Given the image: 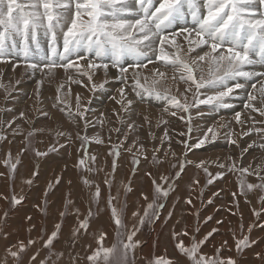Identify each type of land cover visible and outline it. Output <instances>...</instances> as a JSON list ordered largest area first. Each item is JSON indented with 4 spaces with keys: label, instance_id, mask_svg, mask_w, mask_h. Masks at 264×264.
<instances>
[{
    "label": "snow or ice",
    "instance_id": "6c2138e0",
    "mask_svg": "<svg viewBox=\"0 0 264 264\" xmlns=\"http://www.w3.org/2000/svg\"><path fill=\"white\" fill-rule=\"evenodd\" d=\"M189 23L192 25L191 28L186 26ZM177 27H179V31H174ZM181 33H186L183 37V40L187 42L186 45L183 42L176 43L175 38ZM44 39L48 40L46 47L43 44ZM198 48H202L204 51L192 56L191 54L196 52ZM15 57H23L25 61H29L26 64V70L33 74L41 72L42 76L47 79H55L56 72L54 69L56 68H62L66 73L68 69H75L72 75L67 76L65 83L79 84L92 92L97 89L103 90L104 85L108 83L107 79L99 84L93 82L96 70H103L107 76L111 66V68L119 70L117 78L128 86L137 97L143 99V97L148 96L165 100L176 109V111L171 112L172 116H176L177 111L186 113L188 114L187 117L181 115L178 119L181 121L187 119L188 122L191 121L189 113L191 108H199L200 105L210 106L213 110L232 107L229 100L233 97L234 90H244L247 87L246 83L240 82V78H243L244 81L256 80L259 83V88H257L256 83H253L251 87L259 95L249 92L247 95L249 103L245 107L264 117V71L257 70L258 67L264 69V0H0V62H7L9 58ZM79 60H84L86 63L83 65L76 63ZM156 62L162 63L152 70L153 78L151 80L148 75L133 71L131 74L132 82L128 85L129 76L127 73L129 68L143 69L147 68L148 63L155 64ZM205 62L210 69V78H205L202 73ZM126 63L127 66H125ZM162 68L170 70L172 75L169 76L166 71L161 70ZM82 77L87 79V84L81 79ZM166 79L174 82L176 91L180 93L179 96L169 95V88L166 83L163 88L157 87L162 80ZM180 82L188 85L183 92H180L178 87ZM38 83L43 85L44 79ZM65 83H61L56 88L52 107L59 108L61 112H66L70 123L77 129L75 139L80 141V150H83L84 155L79 158L74 167L89 174L81 177L82 183L89 188L94 185L95 191L91 194L90 201L86 205V215L83 216V219L80 218L81 210L76 207L75 201L71 198V191L65 194L62 210L59 212L60 222L54 224L51 235L44 240V247L46 248H50L53 240L58 237L63 218L66 215H73L78 221V227L72 233L75 236L80 229H84L86 232L90 219L100 211L101 189L99 184L91 180L89 176L93 172L99 173L102 169L93 167L97 157L89 155L85 145L92 142L104 144V140L99 134L87 135V128L91 126V121L86 118L88 109L86 105L81 104L79 93L75 95V106L73 107L70 99L72 89L70 85L65 88ZM2 86L0 85V87ZM193 87L195 91H193ZM202 89H207L209 94L202 92ZM118 92L120 99L116 100V97H112V99L121 105L122 111H127L133 101L127 98L124 87L118 89ZM190 92L193 98L191 104L188 103L187 95ZM201 96L204 98L201 99ZM37 97L39 98V87ZM257 103L260 105L259 107L256 106ZM113 114L119 119L120 113L116 109H113ZM43 115L47 116L48 113L45 112ZM240 116L239 112L235 114L237 123H243ZM19 118L30 123L24 112H20ZM145 119L147 120V117ZM261 122L264 123V121ZM13 123L15 120L7 122V126L10 128ZM99 123L103 124L104 121L101 120ZM163 123L167 124L168 121L165 120ZM229 124L230 122L219 126L220 128H227V131L223 133L219 132L215 126L206 128L202 137H197L194 144H189L187 140L180 141L179 143L184 145L185 159L183 162L177 160L172 164L173 168L178 169L174 177L163 173L153 177L151 172L146 173L151 178L152 183L151 200H149L148 194L141 193V197L147 203L144 206L143 214L139 210L131 213V218L135 222L130 228L125 224L123 218L127 203L125 202L118 208L116 204L120 203L119 191L115 196L112 194L116 170V159H114L113 170L105 176L103 182L108 187L107 206L110 209L113 222L117 226L116 241L110 247H105L104 241L107 233H101L97 239L98 246L92 255L88 256V260L92 261L93 264H135L137 259L135 250L140 241L134 240V237L146 222L152 223L159 219V211L164 207V204L158 203V201L167 199L172 192L177 190L174 181L181 177L187 165L194 164L195 167L202 169L208 177V184H212L215 178H222L225 174L234 171H238L242 175L245 173L255 175L260 181L258 184L249 183L246 179L239 180V194L245 196L246 202H250L247 201L246 192L256 188L264 190V175H261L257 169L249 172L248 167L237 168L236 161L231 156L227 158L230 163L219 159L211 162L207 160L194 162L187 159L188 151L199 149L206 143L215 141L218 135L230 137L233 130ZM129 127L132 128L134 125ZM44 131L43 128H32L28 131L27 144L22 152L27 151V147L30 146L28 138ZM48 131L54 134L57 141L49 145L47 151L42 152L39 149H34L38 157L47 156L48 152L57 151L56 144L65 147L66 145L60 143L59 138H63L68 143L73 142L71 131H61L59 128ZM111 131L118 132L119 129H111ZM255 131L264 133V128L255 129ZM191 132L192 129L189 128L188 133L182 132L180 135H189ZM17 134L22 133H17L14 130L13 135ZM6 138L4 134L0 133V141ZM165 138L169 140L170 150L171 138L168 137L167 131H165ZM189 138H191L190 135ZM125 140H127V136ZM231 142L236 144V140ZM259 146L264 148V144ZM134 148L139 151L144 148V145L140 144L137 148L136 142L133 141L131 146L124 147L121 143L115 146L109 154L118 159L122 150L131 153ZM153 151L156 152L158 149H153ZM170 154L172 157H176L175 152ZM141 155L145 160L148 159L144 152H141ZM163 155L167 157L169 152H165ZM156 159L153 156V161ZM139 162L140 157L134 155L133 163L138 165ZM21 163L20 154L13 158L11 152L7 153L3 160H0V164L7 169L9 179L15 178L17 166ZM210 163L215 164L218 169L223 171L211 173L208 167ZM3 175L5 173H0V176ZM38 175V172H33V177ZM61 181L62 176L60 175H57L54 180L48 181L41 204L35 205L45 215L48 214L49 200L47 197L49 190L54 192ZM24 183L31 185L33 179L29 178ZM67 183L71 185L72 181L69 180ZM199 184L198 179L191 181L192 186ZM122 186L125 195L132 190L128 185L122 184ZM192 190L195 191V187ZM214 195H219V193ZM236 195L237 193H232L233 197ZM0 199L8 198L0 194ZM24 199L23 195L17 198L13 192L11 202L15 206ZM114 201L116 204L113 203ZM260 201L261 210L253 209V214L257 217L260 216L261 212H264V196L260 197ZM185 203L192 205V199L189 197ZM207 203L212 204V199H209ZM93 205L97 207L95 213L93 212ZM7 215L5 212L4 217L6 218ZM171 216L172 213L170 212L168 218L171 219ZM26 219L31 220L32 217L28 216ZM212 219L213 217L208 215L205 218V223ZM216 223L222 224L223 221L217 220ZM255 226H248L249 234ZM260 227H264V225H260ZM33 228L35 225L28 229L29 232ZM239 230V238H237L235 231L232 232L238 252L255 243V241L249 240V235L244 234L243 223H240ZM217 231H219L218 228H213L203 239H197L196 235H190L186 228L173 229L171 240L176 250L182 256L187 257L189 264H237L236 260L231 257H220L218 254L221 249L219 248L216 256H207L201 251L202 245ZM195 232H199V227L195 229ZM37 239H43V237ZM186 239L187 243L185 242ZM35 243H37L36 239L30 238L27 244L21 240L18 241L17 245L12 246L17 248L16 251H12V247L6 251L15 259L16 264H20L21 253H24L30 245ZM224 244L226 245L227 241H224ZM118 249L120 254L113 260V255ZM38 255L39 251L31 256V261H35ZM259 255L257 253L258 257ZM101 257L103 258L102 261ZM4 264H7V258H5ZM41 264H45V262L41 261ZM147 264H174V261L161 255L148 260ZM175 264H180V262H175Z\"/></svg>",
    "mask_w": 264,
    "mask_h": 264
},
{
    "label": "rangeland",
    "instance_id": "374dc122",
    "mask_svg": "<svg viewBox=\"0 0 264 264\" xmlns=\"http://www.w3.org/2000/svg\"><path fill=\"white\" fill-rule=\"evenodd\" d=\"M186 26L192 27L190 23ZM174 31H179V27L174 29ZM184 35L186 33L176 36L177 44L182 43L181 40ZM47 43L48 40L44 39L43 44L45 47ZM186 43L185 41L184 44L186 45ZM203 51L204 49L198 48L191 55L195 56ZM97 62L99 63V61ZM4 63L10 64L6 70L8 71L11 68L12 71L10 70L7 77H0V85L4 84L0 87V133L7 137L5 140L0 141V160H3L7 153L11 152L13 158L20 154L22 163L17 166L14 179H9L7 169L0 164V173H5V175L0 176V194L8 198L0 199V264H4L5 258H7V264H16L15 259L6 250L13 245H17L18 241L21 240L27 244L30 238L36 239L37 243L30 245L24 253H21L20 264H41V261H44L45 264H93L92 261L88 260V256L92 255L97 248V239L100 234L107 233L104 241L105 247H110L116 241L117 226L114 224L110 209L107 206L108 187L103 182L105 176L113 170V160L116 159V170L112 194L115 196L119 191L120 201L119 204H116V201L113 203L118 208L125 202L127 203L123 218L125 224L130 228L132 223L135 222L131 218V213L139 210L143 214L144 206L147 203L141 197V193L148 194L149 200H151L152 183L151 178L146 173L151 172L153 177H157L162 173L174 177L178 169L173 168L172 164L177 160L183 162L185 159L184 145L179 142L187 140L189 144H194L197 137H202L206 128L211 126L217 128L221 122H230L229 127L231 126L233 130L231 136L218 135L215 141L206 143L199 149L188 151L187 159L194 162L199 160L211 162L219 159L230 163L227 158L231 156L236 161L237 168L248 167L249 172L257 169L261 175H264V148L259 146L264 144V133L255 131V129L264 128V123L260 122L258 117L247 115V113L251 115L253 111L245 107L249 103L247 99L248 93L254 92L251 89V85L256 83L257 87H259V83L256 80L244 81L243 78H240V82L246 83L247 87L244 90H234V95L229 100L232 107L213 110L210 106L200 105L199 108H191L189 110L191 121L188 122L187 119L185 121L178 119L181 115L187 117L188 114L186 113L177 111V115L172 116L171 112L176 111V109L167 101L148 96L141 99L135 93H132L130 88L124 83L118 84L113 90L110 89L112 92L109 96L107 95L104 101L102 100L98 105L93 104V106L92 102H87L86 97H84L87 95L86 91H88V88L75 83H65L67 76L72 75L75 69H68L66 73L64 69L56 68L54 69L56 72L55 79H47L42 76L41 72L33 74L31 71L26 70V64L29 61H25L23 57L9 58ZM76 63L83 65L86 61L79 60ZM144 63H147V61H144ZM160 63L162 62L148 63L147 68L139 70L150 71L151 66H157ZM206 64L207 62L204 64L202 73L205 78H210V69ZM132 69L129 68L128 71ZM161 70L172 75L170 70L163 68ZM257 70L264 71V69L259 67ZM2 71L1 68L0 72L2 73ZM117 71L119 70L117 69ZM95 75L103 77L102 81L105 79L104 75H99L98 73ZM41 79H44L43 85L38 83ZM83 80H85V84L88 83L86 78ZM107 80L109 83L110 79ZM130 81L131 77L129 76L128 85L131 84L132 81ZM61 83H65V88L69 85L71 87L72 95L70 99L73 107L75 106L76 93H79L80 96L82 95L81 104L86 105L88 109L86 118L91 121V126L87 128V135L95 136L99 134L104 140V144L92 142L85 145L87 153L97 157L93 167L102 169L99 173L93 172L89 176L91 180L99 184L101 189L100 211L90 219L87 231L80 229L75 236L72 233L78 227V221L73 215H66L63 218L58 237L53 240L50 248H46L44 247V240L51 235L54 230V224L60 222L59 212L62 210L65 194L71 191V198L75 201L76 207L81 210L82 215L80 218L83 219V216L86 215V205L90 201L91 194L95 191L94 185L89 188L82 183L81 177L89 174L82 169L74 167L79 158L84 155L83 150H80V141L75 139L77 129L70 123L66 112H61L59 108L52 107L56 88ZM94 83L99 84V82ZM108 83L104 85L103 90L97 89L98 92L107 91ZM170 85L171 88L168 94L175 95L176 85L174 82L170 83ZM38 87L39 98L37 97ZM121 87H124L125 91L128 90L127 98L133 101L127 111H118L121 106L120 104H118L119 106L114 105L117 103L112 99V97H115L116 91ZM185 87H188V85L180 82V92H183ZM96 91L95 94H98ZM193 91H195L194 87ZM201 91L209 94L207 89H202ZM177 94L176 96L180 95V93ZM187 95L188 103H193L192 93H187ZM62 98H64L63 95ZM180 98L182 99V97ZM200 98L203 99L204 96ZM242 99L244 100L242 101ZM134 105L154 111L148 127L144 128L142 125V114L137 110L133 111ZM256 106L259 107L260 105L257 103ZM101 107L107 109L101 110ZM113 109H116L119 113L121 112L119 119L113 114ZM20 112L25 113V117L30 123H26L19 118ZM45 112L48 113L47 116L43 115ZM237 112L249 119V123H244L243 130L239 134L235 128V114ZM13 120H15V123L9 128L7 122ZM101 120L104 121L103 124L99 123ZM165 120L168 121L167 124L163 123ZM260 120L264 121V117L260 118ZM18 125L19 127H17ZM130 125H134V127L130 128ZM32 128H43L45 131L36 133L28 138L30 146L27 147V151L22 152V149L27 144V133ZM57 128L61 131H71L73 133V142L68 143L63 138H59L60 143L65 144V147H60L59 144H56L57 151L48 152L47 156H36L34 149H39L42 152L47 151L49 145L56 143L57 138L48 130L54 131ZM189 128L192 129L189 134L191 138H189V135H180L182 132L188 133ZM111 129H119V131H111ZM14 130L22 134L14 136ZM165 131H167L168 137L171 138L170 150L169 140L165 138ZM218 131L223 133L227 131V128H224V130L218 129ZM244 133L247 134L245 135ZM126 136L127 140H125ZM232 140H236V144H233ZM40 141L43 142L41 143ZM133 141L136 142L137 148L140 144H143L144 148L139 151L134 148L131 153L122 150L118 159L114 155L109 154L115 146L122 143L124 147H128L131 146ZM153 149H158V151L154 152ZM141 152L147 155V160L144 159ZM165 152H169L167 157L163 155ZM171 152H175L176 157H172ZM134 155L140 157L138 165L133 163ZM153 156L157 158L156 161H153ZM208 167L213 174L217 171H223L218 169L215 164L210 163ZM33 172H38L39 175L33 177ZM57 175L62 176V181L60 185L56 186L54 192L49 190L47 197L49 200L48 214L45 215L35 205L41 204L48 181L54 180ZM29 178L33 179L31 185L24 183ZM193 179H198L200 184L192 186L191 181ZM207 179L208 177L203 170L195 167L194 164L185 167L181 177L174 181L177 190L172 192L167 199L158 201V203L164 204V207L159 211V219L152 223L146 222L134 237V240L140 241L135 250L137 257L135 264H147L148 260L161 255L172 259L174 264L175 262L189 264L187 257L182 256L176 250L171 240V231L173 229L181 230L182 228H186L190 235H196L197 239H203L213 228L219 229L201 247V251L207 256H216L219 248L221 249L218 254L220 257H231L236 260L237 264H264V227H260V225H264V212H261L259 217L253 214V209L256 211L261 210L260 197L264 196V190L256 188L246 192L247 201L250 202H246L245 196L239 194L240 179H246L249 183L258 184L260 183L258 178L255 175L249 176L247 173L242 175L240 172L234 171L225 174L222 178H215L212 184H208ZM69 180L72 181L71 185L67 183ZM122 184L130 186L132 189L126 195ZM193 187H195V191L192 190ZM13 192H15L17 198L21 195L25 197L20 204L15 206L11 202ZM233 192L237 193L235 197L232 196ZM215 193H219V195H214ZM189 197L192 199V205L185 203ZM209 199H212V204L207 203ZM96 211L97 207L93 205V212L95 213ZM5 212L8 214L6 218L4 217ZM170 212L172 213L171 219L168 218ZM208 215H211L213 219L205 223V218ZM241 215L243 217L242 221ZM28 216H31L32 219H26ZM217 220H222L223 223L217 224ZM240 223L244 225V234L249 235V240L255 241V243L238 252L232 232L235 231L237 238L240 237ZM32 225H35V228L29 232L28 229ZM249 225H256L252 228L250 234L247 231ZM197 227H199L198 233L195 232ZM41 236L43 239H37ZM224 241H227L226 245ZM185 242L187 243V239ZM16 250L17 248L12 247V251ZM37 251H39V255L35 261H31V256ZM60 253H63V255H60ZM257 253L260 254L259 257ZM119 254L120 251L118 249L113 255V260ZM102 259L101 257V261Z\"/></svg>",
    "mask_w": 264,
    "mask_h": 264
},
{
    "label": "bare ground",
    "instance_id": "6f19581e",
    "mask_svg": "<svg viewBox=\"0 0 264 264\" xmlns=\"http://www.w3.org/2000/svg\"><path fill=\"white\" fill-rule=\"evenodd\" d=\"M127 64V63H126ZM10 66V64H5L4 62L3 63H1L0 64V70H1V68H2V73L0 72V77H7V74L10 72V70L12 71V69L11 68H9V70L7 71L6 69L8 68ZM12 67V66H11ZM21 71V70H20ZM133 71H137V72H139L138 71V69H132V70H130V71H128V73H127V75L128 76H130L131 77V74L133 73ZM5 73V74H4ZM96 73H98L99 75H104V77H105V79H110L109 80V83L107 84V87H106V89H107V91H104V92H102V93H99L98 92V90L96 91V93H98V94H95V92H92V91H90L89 89H88V91H86V96H84V97H86V101L87 102H92L91 104L93 105H98L99 103H101L102 102V100L104 101L105 100V98H107V95L109 96V94L112 92V90L113 89H115L116 87H117V85L119 84L120 85V83L122 84V81L120 80V79H117V78H115V75L117 74V73H119V71H117V69H113V68H109V70H108V72H107V76H105V73H104V71L103 70H96ZM14 75V74H13ZM102 78L103 77H100V76H98V75H94V77H93V82H102ZM84 79V78H83ZM104 79V80H105ZM85 81V80H84ZM12 82V81H11ZM131 82V81H130ZM13 83V82H12ZM59 83V82H58ZM4 85V84H3ZM7 87V86H6ZM158 87V86H157ZM77 88V87H76ZM159 88V87H158ZM257 88H259V87H257ZM79 89V88H78ZM110 89H112V90H110ZM252 89V88H251ZM80 90V89H79ZM83 90V89H82ZM236 90V89H235ZM81 91V90H80ZM83 92V91H82ZM118 90L116 91V95H115V97H116V100H118V99H120V93L118 92ZM176 92V93H175ZM175 92H173V93H175V95L178 93L177 91H175ZM84 93V92H83ZM254 94H257V95H259V93H256L255 92V90H254V92H253ZM125 94L128 96V90H126L125 91ZM178 95V94H177ZM82 96V95H81ZM102 96V97H101ZM74 97V96H73ZM101 98V99H100ZM103 98V99H102ZM84 100V99H83ZM101 100V101H100ZM244 99H242V101H243ZM158 101V100H157ZM89 102V103H90ZM152 102H153V100H152ZM164 103V102H163ZM84 104H86V102H84ZM90 104V105H91ZM113 104H114V102H113ZM93 105V106H94ZM114 105H116V106H119L118 104H114ZM155 105H156V103H155ZM121 106V105H120ZM167 106V105H166ZM112 108V107H111ZM117 108V107H116ZM101 110H105V109H107V108H105V107H101L100 108ZM109 109V108H108ZM223 109V108H222ZM221 109V110H222ZM138 111L139 113H141L142 114V116L143 117H141L142 119H143V123H142V125L144 126V128H146V127H148V124H150V121H151V119H152V117H153V113H154V111L153 110H151V109H148V108H144V107H142V106H139V105H134V108H133V111ZM233 110V109H232ZM110 111H111V109H110ZM118 111H121V107L119 108V110ZM168 111V110H167ZM100 112V111H99ZM251 112V111H250ZM121 113V112H120ZM168 115V114H167ZM242 115V114H241ZM247 115H249V116H254V117H258V115L255 113V112H252V114L250 115V114H248L247 113ZM243 116V118H244V120L242 121L243 123H238V124H236V132L239 134V133H241V131L243 130V127H244V121H246V120H248L249 121V119L247 118V117H245L244 115H242ZM145 117H147V120L145 119ZM174 119V118H173ZM172 119V120H173ZM222 119V118H221ZM258 119H259V117H258ZM223 120V119H222ZM149 121V123H147ZM224 121V120H223ZM260 121V120H259ZM220 122V121H219ZM225 122H221L218 126H220L221 124H224ZM230 128H231V126H230ZM219 129H221V130H224V128H220L219 127ZM237 134V135H238ZM93 146V145H92ZM104 146V145H103ZM92 148V147H91ZM104 148V147H103ZM233 149V148H232ZM231 149V150H232ZM250 176V175H249ZM257 178V177H256ZM250 181V180H249Z\"/></svg>",
    "mask_w": 264,
    "mask_h": 264
},
{
    "label": "crops",
    "instance_id": "0c3cea01",
    "mask_svg": "<svg viewBox=\"0 0 264 264\" xmlns=\"http://www.w3.org/2000/svg\"><path fill=\"white\" fill-rule=\"evenodd\" d=\"M181 42H184V43H185V41L183 40V38H182ZM176 43H177V42H176ZM206 66H208V64H206ZM154 67H156V66H155V65L151 66V67H150V71H149V70H139V69H138V71L141 72V73H143L144 75H148V76H149V79L151 80V79L153 78V77H152V70L154 69ZM118 75H119V73H117V74L115 75V78H117ZM168 75L171 76L169 73H168ZM117 79H118V78H117ZM167 81H168V82H167ZM167 81H166V80H162V81H161V84L158 85V87H159V88H163V86H164L165 83H166L167 86H168V88L170 89V88H171L170 83H172L173 81H172V80L170 81V79H167ZM169 81H170V83H169ZM178 87L180 88V83H179ZM255 113L258 115L259 120H260V118H262V117L259 115L258 112H255ZM240 119H241V121H243V120H244L243 116H240ZM246 122L249 123L248 120L244 121V123H246ZM260 122H261V120H260ZM236 124H238V123L236 122ZM217 128L219 129V126H217ZM212 157H213V156H212Z\"/></svg>",
    "mask_w": 264,
    "mask_h": 264
}]
</instances>
